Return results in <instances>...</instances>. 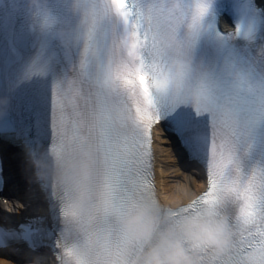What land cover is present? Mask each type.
Listing matches in <instances>:
<instances>
[{"label":"snow or ice","instance_id":"1","mask_svg":"<svg viewBox=\"0 0 264 264\" xmlns=\"http://www.w3.org/2000/svg\"><path fill=\"white\" fill-rule=\"evenodd\" d=\"M50 7L58 23L40 32L39 13L0 0V139L40 144L58 157L83 139L96 144L101 172L125 206L158 201L151 143L163 125L184 159L204 170L207 188L194 204L230 187L241 199L231 264H264V165L245 174L239 152L264 133V0H50ZM222 17L233 31L221 29ZM66 25L73 31L63 32ZM159 96L171 101L167 112ZM48 219L0 228V248L48 247L57 264H68L58 209L50 207ZM91 240L86 235L85 246Z\"/></svg>","mask_w":264,"mask_h":264},{"label":"clouds","instance_id":"2","mask_svg":"<svg viewBox=\"0 0 264 264\" xmlns=\"http://www.w3.org/2000/svg\"><path fill=\"white\" fill-rule=\"evenodd\" d=\"M39 13L37 29L58 23L50 0H22ZM63 32L73 31L66 25ZM3 115V110H0ZM30 180L59 211L68 236V264H231L242 207L234 187L203 203L201 194L179 202L135 199L121 206L98 181L90 151L58 157L40 144H24ZM188 211H180V209ZM232 208L234 211H229ZM86 235L92 237L85 246Z\"/></svg>","mask_w":264,"mask_h":264},{"label":"bare ground","instance_id":"3","mask_svg":"<svg viewBox=\"0 0 264 264\" xmlns=\"http://www.w3.org/2000/svg\"><path fill=\"white\" fill-rule=\"evenodd\" d=\"M169 138H159V142L156 145L157 148V154L159 156L158 160V175L160 178V182L162 185V188L165 192L166 199L169 202H179V201H185L189 199L193 193L197 194L200 190H202L205 187V181L201 180H196L192 179L188 175H186L184 178L177 180L176 182H171L170 179L166 177V172L167 168L169 165L170 169V164L172 163L175 166H179V158L178 154L172 152V148L166 147V150L168 151V156L166 157L168 162H163L161 159V154L165 151V147L163 145V142H169ZM162 142V144H161ZM171 146V145H169ZM192 176V175H191ZM16 209V208H15ZM14 211V208L12 206H8L7 208L1 206L0 207V213L5 215L6 217H9L12 215L11 213ZM18 211V210H17ZM12 217V216H11ZM29 261H34V260H29ZM11 262L8 261L7 259L0 258V264H10ZM32 263V262H29ZM11 264H16V263H11Z\"/></svg>","mask_w":264,"mask_h":264},{"label":"rangeland","instance_id":"4","mask_svg":"<svg viewBox=\"0 0 264 264\" xmlns=\"http://www.w3.org/2000/svg\"><path fill=\"white\" fill-rule=\"evenodd\" d=\"M164 158L166 160V162H168L169 160L166 159V157L168 156V151L166 150V147L169 148L168 144H164ZM170 169H169V173H168V179H170L171 182H176L177 180H180L182 178H184L186 175H188L181 167L179 166H174L172 163L170 164Z\"/></svg>","mask_w":264,"mask_h":264}]
</instances>
